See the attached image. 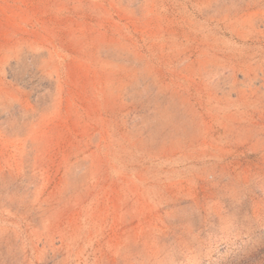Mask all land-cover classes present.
Wrapping results in <instances>:
<instances>
[{
    "label": "rangeland",
    "instance_id": "obj_1",
    "mask_svg": "<svg viewBox=\"0 0 264 264\" xmlns=\"http://www.w3.org/2000/svg\"><path fill=\"white\" fill-rule=\"evenodd\" d=\"M0 264H264V0H0Z\"/></svg>",
    "mask_w": 264,
    "mask_h": 264
}]
</instances>
